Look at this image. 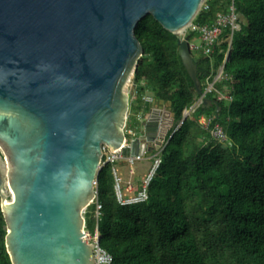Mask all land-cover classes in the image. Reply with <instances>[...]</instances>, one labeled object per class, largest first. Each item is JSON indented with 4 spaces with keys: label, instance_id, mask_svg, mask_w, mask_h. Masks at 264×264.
Returning <instances> with one entry per match:
<instances>
[{
    "label": "water",
    "instance_id": "95a60500",
    "mask_svg": "<svg viewBox=\"0 0 264 264\" xmlns=\"http://www.w3.org/2000/svg\"><path fill=\"white\" fill-rule=\"evenodd\" d=\"M205 1L0 0V194L14 264H99L86 209L103 146L145 153L160 130L149 120L128 142L125 84L144 53L137 26L153 13L175 32L204 93L201 57L182 33Z\"/></svg>",
    "mask_w": 264,
    "mask_h": 264
},
{
    "label": "trees",
    "instance_id": "16d2710c",
    "mask_svg": "<svg viewBox=\"0 0 264 264\" xmlns=\"http://www.w3.org/2000/svg\"><path fill=\"white\" fill-rule=\"evenodd\" d=\"M234 1L240 27L228 24L219 49L199 62L204 90L224 64L228 76L216 86L233 98L208 92L210 105L194 111V117L207 114L221 123L225 140L192 117L179 125L185 108L201 96L180 53L179 36L153 13L137 26L144 53L136 65L127 137L145 132L146 109L167 111L171 120L168 133H159L161 142L148 152L162 155L148 199L122 203L114 168L121 174L127 161L103 156L97 184L102 207L98 211L93 201L86 219L89 227L97 225L100 244L112 254L104 264H264V0H206L194 21L213 20ZM195 34L187 32L190 40ZM138 114L142 117L135 120ZM7 233L0 194V264H14Z\"/></svg>",
    "mask_w": 264,
    "mask_h": 264
},
{
    "label": "built area",
    "instance_id": "2783aa9c",
    "mask_svg": "<svg viewBox=\"0 0 264 264\" xmlns=\"http://www.w3.org/2000/svg\"><path fill=\"white\" fill-rule=\"evenodd\" d=\"M230 24L232 25L233 30L240 27L239 21V14L237 10V5L235 1L231 5V8L227 12H220L215 19H210L205 22L199 23L195 22L194 20L191 24L187 27L188 30L198 32L200 34L201 42H197L194 39L190 40V44L192 50H200L206 54H211L217 51L220 47L221 42V35L226 28V26ZM232 39V37H231ZM232 41V40H231ZM230 51L226 53V60L229 58ZM228 74L224 70V64L220 66L219 71L215 73L214 80L210 81L207 85L204 93H200V98L192 105L185 108L184 116L181 119L180 124H182L187 118L192 117L194 118L202 127L207 128L210 130L211 134L219 138L221 140H225L227 138V131L222 126L221 123L215 122V118L213 116L207 114H201L194 117V111L196 108L204 103V99L208 92H217L220 98H233L231 93H225L219 90L216 86L217 81L221 80L224 77H227ZM149 99L152 97L149 96ZM128 138V137H127ZM129 142V138H128ZM105 153L107 154V160H115V159H124L128 163H130V169L132 172L135 171L134 165L137 161L145 160L148 157V151L145 153H136V154H125L122 150L114 149L108 144H104L103 147ZM104 153V154H105ZM151 158L153 159L152 168L149 171L148 175L144 177L141 187L138 190H135L134 184L131 182L127 188L122 187L121 179L122 177L119 175V171L114 168L115 176H116V191L119 200L122 203H136L140 201H144L149 198L150 195V185L153 180L154 174L157 168L160 166L162 162V155L157 152L156 154L152 155ZM105 162V161H104ZM131 190V191H130ZM130 191V194L127 193ZM97 203L98 211L102 207V204L97 197L95 198ZM98 235L96 237V255L99 261V264L109 263L112 261L113 257L112 254L106 250L98 241L99 237V229L97 227Z\"/></svg>",
    "mask_w": 264,
    "mask_h": 264
},
{
    "label": "crops",
    "instance_id": "0c3cea01",
    "mask_svg": "<svg viewBox=\"0 0 264 264\" xmlns=\"http://www.w3.org/2000/svg\"><path fill=\"white\" fill-rule=\"evenodd\" d=\"M164 116L166 121L163 120V122L161 123V117ZM142 117V115L140 116L139 114L137 115V118H135V120H140V118ZM151 120L150 125L152 126V130H154L155 128H153V126L159 122L160 124V130L159 133H164L167 129V126L170 123L171 120V116L170 113L165 111L164 115H162L161 109L158 108H154L152 110H150L149 113V118L146 120L145 123H143V128L145 129V131H147L146 129V123ZM146 134V132H145ZM159 136V135H158ZM157 136L154 139L153 143H160L161 141L157 140ZM146 147L149 148V150L152 148V145L148 143H146ZM149 152V151H148ZM152 155L148 154V157L145 160L142 161H138V163L134 165L135 171L131 172L130 169V163L127 162H122L121 166H120V171L122 174V177L124 178L125 182H132L135 186V190H138L143 182L144 179V175L146 174L147 169L149 168V164L151 163L152 159H151ZM128 194H130V191H127Z\"/></svg>",
    "mask_w": 264,
    "mask_h": 264
},
{
    "label": "rangeland",
    "instance_id": "374dc122",
    "mask_svg": "<svg viewBox=\"0 0 264 264\" xmlns=\"http://www.w3.org/2000/svg\"><path fill=\"white\" fill-rule=\"evenodd\" d=\"M187 30H188V28H186L185 29V31L182 33V36H185V35H187ZM194 40L195 41H197V42H201V38H200V34L198 33V32H196V34L194 35ZM224 39H226V37L224 38ZM229 40V42H231V37H228L227 38V41ZM221 43V42H220ZM222 45V44H221ZM223 47L221 46V49H222ZM230 48H231V45H230V47H229V49H228V51H230ZM198 57H202L204 54L205 55H208V54H206V53H204L203 51H200V50H194L193 51ZM226 58L227 57H225V61H226ZM222 66V65H221ZM136 70V69H135ZM134 77H135V71L131 74V76L129 77V79H128V81H127V83L125 84V91L128 93V95H129V98L131 99V98H135V95H134ZM244 97V96H243ZM253 100H260V99H253ZM185 112V111H184ZM149 113H150V109H146V112L144 113L145 114V117H147V116H149ZM183 116H184V114H183ZM127 127V126H126ZM168 128H169V125L167 126V129H166V131H167V133H168ZM165 131V132H166ZM134 139H136V136H133L132 137V140H134ZM106 151H104V153H105ZM152 159V158H151ZM142 161V160H141ZM103 163H104V160H103ZM138 163V161L136 162V164ZM0 164H1V166L6 170L7 169V159H6V157L5 156H3V155H1L0 156ZM151 168H152V161H151V163L149 164V168L147 169V171H146V174L144 175V177H146L147 175H148V173H149V171L151 170ZM132 172V171H131ZM121 177H122V175L121 174H119ZM121 183H122V187H123V189L124 188H127L129 185H130V181L129 182H125V180H124V178L122 177V179H121ZM131 191V190H130ZM7 194H8V198L9 199H12L13 197H14V194H13V192H12V190H10V189H8L7 190ZM86 228H87V237H88V239H89V241H91V242H96V237H97V235H98V231H97V225L95 226V227H89L88 225L86 226ZM99 235H101V233L99 232Z\"/></svg>",
    "mask_w": 264,
    "mask_h": 264
},
{
    "label": "flooded vegetation",
    "instance_id": "af4514ba",
    "mask_svg": "<svg viewBox=\"0 0 264 264\" xmlns=\"http://www.w3.org/2000/svg\"><path fill=\"white\" fill-rule=\"evenodd\" d=\"M162 122H163V118L161 117V123H162ZM145 132H146V131H145ZM145 132H142V133H141V136H144V135H145ZM134 136L137 137V136H140V135L135 134Z\"/></svg>",
    "mask_w": 264,
    "mask_h": 264
},
{
    "label": "bare ground",
    "instance_id": "6f19581e",
    "mask_svg": "<svg viewBox=\"0 0 264 264\" xmlns=\"http://www.w3.org/2000/svg\"><path fill=\"white\" fill-rule=\"evenodd\" d=\"M104 147V146H103Z\"/></svg>",
    "mask_w": 264,
    "mask_h": 264
}]
</instances>
